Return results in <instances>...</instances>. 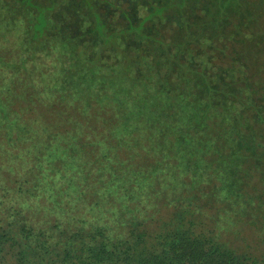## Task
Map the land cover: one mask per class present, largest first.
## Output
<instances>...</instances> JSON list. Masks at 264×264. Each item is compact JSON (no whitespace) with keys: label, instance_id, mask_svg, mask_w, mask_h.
Segmentation results:
<instances>
[{"label":"trees","instance_id":"16d2710c","mask_svg":"<svg viewBox=\"0 0 264 264\" xmlns=\"http://www.w3.org/2000/svg\"><path fill=\"white\" fill-rule=\"evenodd\" d=\"M177 3H4L22 24L20 54L44 52L60 71L44 82L18 55L0 65V79L17 81V96L8 85L0 95V264H264L221 246L227 210L200 231L187 216L194 208L160 220L146 202L156 180L181 176L193 188L205 171L220 179L219 198H236L231 174L254 153L214 26L183 40ZM184 22L189 35L196 26ZM108 147L122 156L110 159Z\"/></svg>","mask_w":264,"mask_h":264},{"label":"rangeland","instance_id":"374dc122","mask_svg":"<svg viewBox=\"0 0 264 264\" xmlns=\"http://www.w3.org/2000/svg\"><path fill=\"white\" fill-rule=\"evenodd\" d=\"M114 1L123 3V0ZM175 1H178L176 6L180 11L181 24L184 26L183 40L187 36L192 39L203 38L207 35L204 32L206 28L214 26L215 30L212 29L209 35L217 34L221 42L214 51L226 53L228 60L226 75L231 79L237 78L240 82L237 86L236 111L243 118L241 126L245 132L244 144L251 143L249 145H253L254 153L248 152L249 158H242L238 169L232 172L231 176L237 179L234 190L228 184L225 185V193L231 189L240 194L236 198L231 196L219 198L217 193H219L220 179L215 176V172L209 171L208 174L205 171L197 175L193 188L178 184L179 180L182 181L181 176H174L173 181L169 177L161 178L163 181L156 180L154 185L146 186L147 192L153 194L146 202L157 205L161 211L158 216L160 220L183 215L182 210L185 212L186 206L194 208L187 216L193 220L192 224L196 225L195 228L201 229L200 231H203L202 227H199L200 222L210 225L214 220L221 218L219 214L222 210H227L228 220L223 218L220 220L226 223L229 221L227 228L224 227L225 230L218 232L221 246L242 255L249 254L264 258V0ZM12 2L13 0H0V65L2 63L5 65L7 62L17 64L22 57L25 58L24 65L30 68L29 73H32L33 78L37 79L39 75V78L43 79L41 81H53L60 67L57 68V72L50 68V64L47 63L50 57H44V52L36 53L35 60H28L29 54H20L23 47L20 34L22 24L17 21V14L13 13L10 16L5 13L8 9L4 3L10 5ZM156 4L158 1L151 3L149 8ZM144 10L141 6L138 12ZM185 18L189 19L191 26H196L189 35H186L188 23L184 22ZM224 39L228 48L224 47L226 45L222 46ZM45 53L51 56L56 52L48 49ZM46 71L48 72L43 73ZM0 77L5 76L0 75ZM3 85L8 84L0 79V95ZM8 88H10L9 95L17 96V81L11 82ZM231 106L235 107L234 104ZM256 147H258L257 152ZM101 148V146L95 147L92 154L98 155L102 151ZM108 149L110 159L122 156L121 151L116 154L114 147ZM67 172L74 171L67 168ZM96 174L97 171H94L93 176ZM180 193L187 195L188 204L186 200L181 201ZM173 197L177 199H172ZM162 203L165 205L162 206ZM205 208L209 209L210 213L203 212ZM146 212V215L156 216L152 209ZM210 227L214 228V224Z\"/></svg>","mask_w":264,"mask_h":264}]
</instances>
